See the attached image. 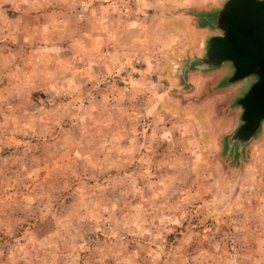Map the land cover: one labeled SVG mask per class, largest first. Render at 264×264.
Segmentation results:
<instances>
[{
	"label": "rangeland",
	"instance_id": "obj_1",
	"mask_svg": "<svg viewBox=\"0 0 264 264\" xmlns=\"http://www.w3.org/2000/svg\"><path fill=\"white\" fill-rule=\"evenodd\" d=\"M226 1L0 0V264H264V126L191 62Z\"/></svg>",
	"mask_w": 264,
	"mask_h": 264
},
{
	"label": "water",
	"instance_id": "obj_2",
	"mask_svg": "<svg viewBox=\"0 0 264 264\" xmlns=\"http://www.w3.org/2000/svg\"><path fill=\"white\" fill-rule=\"evenodd\" d=\"M203 58L191 60L201 71L231 68L225 85L245 83L235 106L240 124L228 138L230 147L247 146L264 126V0H227L214 14Z\"/></svg>",
	"mask_w": 264,
	"mask_h": 264
},
{
	"label": "crops",
	"instance_id": "obj_3",
	"mask_svg": "<svg viewBox=\"0 0 264 264\" xmlns=\"http://www.w3.org/2000/svg\"><path fill=\"white\" fill-rule=\"evenodd\" d=\"M16 1H18L19 2V0H16ZM21 2V1H20ZM22 3V2H21ZM25 12V11H24ZM24 12H22V11H20V14L18 15V16H20L21 17V13H24ZM10 42V41H9Z\"/></svg>",
	"mask_w": 264,
	"mask_h": 264
}]
</instances>
